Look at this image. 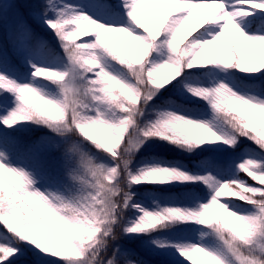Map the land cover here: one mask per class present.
<instances>
[{"label":"snow or ice","instance_id":"1","mask_svg":"<svg viewBox=\"0 0 264 264\" xmlns=\"http://www.w3.org/2000/svg\"><path fill=\"white\" fill-rule=\"evenodd\" d=\"M189 262L264 264V0H0V264Z\"/></svg>","mask_w":264,"mask_h":264},{"label":"trees","instance_id":"2","mask_svg":"<svg viewBox=\"0 0 264 264\" xmlns=\"http://www.w3.org/2000/svg\"><path fill=\"white\" fill-rule=\"evenodd\" d=\"M249 179H250V178H249ZM27 259H28L29 262H31V261H34V260H35V257H31V256H29ZM189 264H190V262H189Z\"/></svg>","mask_w":264,"mask_h":264}]
</instances>
